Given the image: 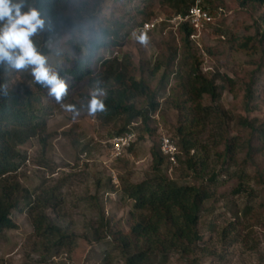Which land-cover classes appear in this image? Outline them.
Segmentation results:
<instances>
[{"label": "rangeland", "instance_id": "1", "mask_svg": "<svg viewBox=\"0 0 264 264\" xmlns=\"http://www.w3.org/2000/svg\"><path fill=\"white\" fill-rule=\"evenodd\" d=\"M211 9L207 10L210 22L194 30L187 50H181L178 25L172 20L176 14L171 15L160 0L69 1L64 8L67 15L91 14L98 24L105 25L122 19L126 37L113 48L98 50L95 57L127 55L135 79L150 91L159 86L163 71L162 66L152 74L154 65L165 64L173 46L178 58L195 55L204 77L221 76L224 89L214 103L204 95L200 105L206 109L195 112L197 118L191 122L195 117L192 109L189 121H184L185 116L178 118L170 104L171 74L164 92L156 95V111L148 115L145 124L137 118L127 126L134 130L132 146L117 158L111 157L108 141L124 125V117L107 121L88 115L84 106L83 96H90L97 85L83 80L70 86L69 82L62 103L80 111L75 119L42 89L39 102L46 117L44 141L30 138L17 148L24 159L14 161L16 169L5 181L18 185L14 193L18 199L24 194L36 195L35 190L60 186V205L43 212L67 239L60 248H50L33 232L25 210H13L10 219L14 228L0 232V264H124L112 234L127 233L133 211L132 202L122 194V185L138 183L148 173L149 149L158 145L161 135L171 137L176 154L181 155L175 134L178 125H184V134L194 143L188 153L193 156L194 170L178 163H163L162 170L175 184L203 188L207 193L195 228L199 240L165 256L150 253L140 264H264V151L258 150L261 142L256 134L251 135L238 122L264 123V45L257 41L264 35V5L256 8L242 6L237 0H213ZM150 21L154 28L146 34L149 43L142 45L136 26ZM68 37L63 34L45 56L54 71L65 65L64 56H77L67 46ZM90 66L95 67L93 60ZM183 66L179 63L175 71L183 73ZM5 79L12 91L36 90L30 68L10 70ZM134 107L145 109V97L134 99ZM227 145L231 147L230 159L224 164Z\"/></svg>", "mask_w": 264, "mask_h": 264}, {"label": "trees", "instance_id": "2", "mask_svg": "<svg viewBox=\"0 0 264 264\" xmlns=\"http://www.w3.org/2000/svg\"><path fill=\"white\" fill-rule=\"evenodd\" d=\"M69 1L27 0L29 5L40 12L46 24L45 31L34 36L33 42L39 52L46 56L51 51L49 49L51 44L60 40L63 34L69 36L66 40L67 46L72 47L77 56L74 59L64 56L66 63L56 67V72L61 78L67 80L68 85L71 82L70 86L86 80L91 85L95 84L98 88L107 91L105 99L107 111L95 116L107 121L124 117V125L114 135L127 131V126L137 118L145 124L148 115L156 111L158 107L156 95L164 92L171 74L174 81L168 88V92L171 97L170 104L177 112L178 118L183 115L184 121H189L188 113L192 109L195 110L194 116L195 112L199 113L206 109L200 105L204 95L211 103L219 99L224 89L221 76L215 73L210 78L204 77L198 70L199 61L195 55H181L178 58L175 46L170 50L165 64L157 63L152 69L154 74L163 66L159 86L153 91H150L142 81L135 79V68L127 55L95 57L98 50L113 48L119 40L126 37L127 32L122 29L124 23L122 19H117V23L105 25L98 24L95 16L91 14L67 15L64 8ZM237 1L242 6L259 8L264 5V0ZM160 3L171 15H175L184 14L195 3L203 10L212 11L213 0H160ZM142 23H138L136 27L138 28ZM93 24H96L95 29H90L89 27ZM193 31L194 29L187 23L178 25L181 50H187L190 45L189 37ZM257 41L259 45H264V35L262 34ZM91 60L95 63L94 68L90 66ZM179 63L185 67L183 73L175 71ZM10 70L6 65L0 66V232L14 228V223L10 219L11 211L25 210L30 218L33 232L45 241V244L51 245L50 248L58 249L67 237L59 234V229L50 222L43 210L55 209L60 205V186H54L46 191L35 190L33 194L37 192L36 195L24 194L21 199H18L14 197L18 185L7 184L5 181V176L16 169L14 161L24 159L17 148L30 138H38L40 142H43L41 136L46 128L44 107L39 102V94L44 88L33 81L35 91L26 90L20 93L12 91L8 88L5 79ZM83 97H85L84 106L87 109L90 96ZM137 97H145V109H135L134 99ZM194 118L197 117L192 116L191 122L195 120ZM238 122L241 127L247 128L251 135L256 134L261 142L258 150L264 151V123L254 125L244 120ZM183 126L178 125L175 129L181 149V155H175V164L170 165L158 150V145H153L149 149L148 173L138 183L122 185V194L132 202L133 211L129 215L127 233L114 231L112 234L113 240L118 243L117 247L124 264H140L150 253L165 256L172 250H184L194 241L199 240L195 228L202 201L207 198V193L203 188L175 184L164 175L162 170L163 163L169 166H175L178 163L187 170H194L193 156L188 155L194 148V143L187 137L188 133L184 134ZM148 133L151 135L152 131L148 130ZM131 146L132 143L129 148ZM230 151V145L225 146L224 164H228L226 158L230 159ZM67 243L70 242L67 241Z\"/></svg>", "mask_w": 264, "mask_h": 264}, {"label": "clouds", "instance_id": "3", "mask_svg": "<svg viewBox=\"0 0 264 264\" xmlns=\"http://www.w3.org/2000/svg\"><path fill=\"white\" fill-rule=\"evenodd\" d=\"M45 28L40 12L29 5L27 0H0V66L6 65L13 71L30 68L34 82L47 89V95L75 119L80 111L75 105L62 103L68 94L67 82L48 66L47 58L33 42V37L44 32ZM137 39L142 45L149 43V37L145 33ZM106 98V90L94 88L87 102V114L95 116L105 113Z\"/></svg>", "mask_w": 264, "mask_h": 264}, {"label": "built area", "instance_id": "4", "mask_svg": "<svg viewBox=\"0 0 264 264\" xmlns=\"http://www.w3.org/2000/svg\"><path fill=\"white\" fill-rule=\"evenodd\" d=\"M172 20L176 25H179L180 23H187L194 30H197L205 24H208L211 18L206 10H203L197 3H195L193 6L189 7L184 14H176L173 16ZM153 28V21L144 22L138 27L137 32L139 35L142 33L147 34L152 31ZM133 139L134 133L129 127L127 128V131L111 137L108 141L111 157H119L122 152L129 148ZM158 150L166 158L169 164L172 165L175 163L177 150L170 137L166 135H161L159 137Z\"/></svg>", "mask_w": 264, "mask_h": 264}]
</instances>
